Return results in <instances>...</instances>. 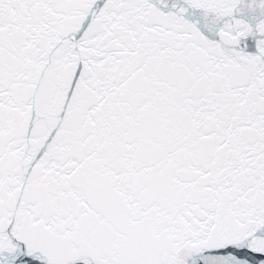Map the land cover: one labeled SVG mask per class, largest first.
<instances>
[{
	"label": "snow or ice",
	"instance_id": "1",
	"mask_svg": "<svg viewBox=\"0 0 264 264\" xmlns=\"http://www.w3.org/2000/svg\"><path fill=\"white\" fill-rule=\"evenodd\" d=\"M0 264H264V0H0Z\"/></svg>",
	"mask_w": 264,
	"mask_h": 264
}]
</instances>
